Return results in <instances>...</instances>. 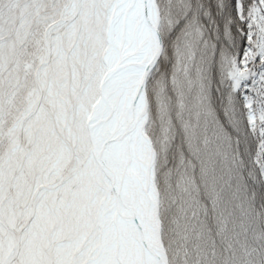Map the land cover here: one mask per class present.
Instances as JSON below:
<instances>
[{"label": "snow or ice", "instance_id": "6c2138e0", "mask_svg": "<svg viewBox=\"0 0 264 264\" xmlns=\"http://www.w3.org/2000/svg\"><path fill=\"white\" fill-rule=\"evenodd\" d=\"M233 10L242 43L208 53L214 88L206 68L187 78L185 41L177 121L162 97L158 140L147 78L162 0H0V264H264V230L225 221L218 242L203 219L248 161L264 183V0ZM177 126L172 192L157 159Z\"/></svg>", "mask_w": 264, "mask_h": 264}, {"label": "rangeland", "instance_id": "374dc122", "mask_svg": "<svg viewBox=\"0 0 264 264\" xmlns=\"http://www.w3.org/2000/svg\"><path fill=\"white\" fill-rule=\"evenodd\" d=\"M169 13L160 26V33L163 38V50L156 61L153 70L147 78V87L150 96L149 114L151 125L149 131L158 140L162 137V121L159 101L163 97L167 101V116L173 121H177V112L179 111V97L176 90L171 85V79L177 73L178 62L183 63L179 56L181 51L185 57L188 51L185 47V41L192 43V59L188 67L187 78L193 81L198 79L201 73L199 69L206 68L203 73L204 82L212 89L219 74V57H213L208 60L210 51L228 50L233 51L237 46L231 39L226 27H218L217 20L214 19V13L219 7L213 8L207 5L208 0H162ZM202 13H201V12ZM202 16V17H201ZM169 20L172 23L169 24ZM199 29V32H197ZM222 29V30H221ZM228 37L231 39L229 42ZM222 39V40H221ZM163 88V92H161ZM197 86L193 85L188 99L195 96ZM183 135L179 126L176 128V135ZM180 150L183 149V137ZM168 147L159 145V154L157 159L158 170L165 181V188L168 191L178 192L176 181L179 179V166L173 163V158L168 152ZM250 146L245 149L250 152ZM254 169L251 168V161H248L239 173L230 178L225 177L226 183L222 186V197L217 207L212 208L210 212L214 215V228L216 234L219 232L222 222L226 221L227 231L242 233L250 236L252 233L260 231L257 204L249 192H251L253 182L248 179L254 176ZM251 188V191L248 190ZM249 191V192H248ZM207 203L211 205V200L205 197ZM255 218V222H250ZM211 227V224H210ZM220 237L218 236V242ZM259 259V257H258Z\"/></svg>", "mask_w": 264, "mask_h": 264}, {"label": "trees", "instance_id": "16d2710c", "mask_svg": "<svg viewBox=\"0 0 264 264\" xmlns=\"http://www.w3.org/2000/svg\"><path fill=\"white\" fill-rule=\"evenodd\" d=\"M233 3H234V0H208L207 5L210 6L211 8H213V5L217 8L219 7V10L214 13V19L215 21L217 20L218 22L217 26L221 28L226 27L228 30V33L231 36L232 41L237 46H239L241 45L242 40L237 30V23L234 18L235 14L233 10ZM231 39L228 37V40L226 41L229 42ZM182 137L183 135H181L180 137L177 134V136H175V139L172 141L171 145L168 147V152L173 158L172 159L173 163L176 166H179V151L182 145V139H181ZM253 187L254 189L252 191H251V188L249 189V187H247L248 190L251 191V192L249 191L248 192L251 195L250 197H252L257 204L256 208L259 214L258 216L259 229L264 230V183H258V184L253 183L252 188ZM203 219H204V223L207 225L208 229L210 230V233L212 234V236L215 237L218 241V236L213 226L214 225L213 212L209 211L208 214L204 216ZM210 224H211V227H210ZM220 250L221 252H223V246H221Z\"/></svg>", "mask_w": 264, "mask_h": 264}, {"label": "water", "instance_id": "95a60500", "mask_svg": "<svg viewBox=\"0 0 264 264\" xmlns=\"http://www.w3.org/2000/svg\"><path fill=\"white\" fill-rule=\"evenodd\" d=\"M157 35H158V37H159V40H160V42H161V44H162V46H163V38H162V36H161V33H160V31L158 30V33H157ZM158 60V59H157Z\"/></svg>", "mask_w": 264, "mask_h": 264}, {"label": "bare ground", "instance_id": "6f19581e", "mask_svg": "<svg viewBox=\"0 0 264 264\" xmlns=\"http://www.w3.org/2000/svg\"><path fill=\"white\" fill-rule=\"evenodd\" d=\"M161 55V54H160ZM160 57V56H159ZM159 57H158V59H159Z\"/></svg>", "mask_w": 264, "mask_h": 264}]
</instances>
